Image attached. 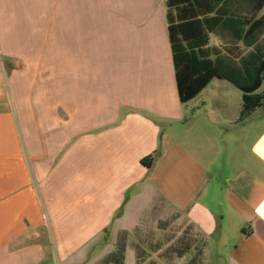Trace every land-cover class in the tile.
I'll return each instance as SVG.
<instances>
[{
  "label": "crops",
  "instance_id": "0c3cea01",
  "mask_svg": "<svg viewBox=\"0 0 264 264\" xmlns=\"http://www.w3.org/2000/svg\"><path fill=\"white\" fill-rule=\"evenodd\" d=\"M0 8L16 30L0 36V264H138L131 237L157 203L207 260L264 264V111L240 123L243 97L213 92L219 79L180 102L165 0ZM116 54L132 63L118 74L103 66ZM31 76L45 98L25 95Z\"/></svg>",
  "mask_w": 264,
  "mask_h": 264
},
{
  "label": "trees",
  "instance_id": "16d2710c",
  "mask_svg": "<svg viewBox=\"0 0 264 264\" xmlns=\"http://www.w3.org/2000/svg\"><path fill=\"white\" fill-rule=\"evenodd\" d=\"M179 99L185 104L214 79L243 93L239 122L264 111V0H165ZM221 43L210 46V35ZM154 156L142 160L152 166ZM124 251V249H121Z\"/></svg>",
  "mask_w": 264,
  "mask_h": 264
},
{
  "label": "rangeland",
  "instance_id": "374dc122",
  "mask_svg": "<svg viewBox=\"0 0 264 264\" xmlns=\"http://www.w3.org/2000/svg\"><path fill=\"white\" fill-rule=\"evenodd\" d=\"M4 15L3 11L0 8V36L1 33H16L14 29L15 26L6 27L4 23ZM17 25V24H16ZM22 29V26L20 27ZM20 35V34H17ZM16 35V36H17ZM22 36V35H21ZM216 38L212 36L211 44H215ZM129 57H124L120 55H110L106 56L103 62L104 67H113L114 74H118L119 72H123L125 67H131ZM102 66V67H103ZM143 67V66H142ZM161 67H166V63L161 64ZM120 69V70H118ZM118 70V71H117ZM155 72L158 70L155 67ZM3 71L5 75L6 82L9 83L8 76L11 73L7 67L3 66ZM34 78L31 76L28 78V84L26 85V94L30 95L34 94V92H38L37 98L43 99L41 95V89L36 88V84L34 82ZM219 84V81L216 80L210 89H213L215 92V88L218 87V94H227L234 97V99L239 100L243 97V93L236 88L230 82L223 80ZM14 86L10 87V93L12 95V91L16 95H21L23 93L14 91ZM94 90H106L104 94L106 97H112V95L108 92L109 87H102L100 84L93 85ZM44 91H50L49 89L42 88ZM209 91L205 95H210ZM23 92V89H22ZM53 93V91H51ZM61 92V91H60ZM48 93V92H47ZM46 93V94H47ZM55 94V93H53ZM256 94H264V84L259 89ZM56 99H54V103L60 100V96L55 95ZM75 94V103H81V98ZM78 97V98H77ZM40 109L44 108L43 105H38ZM261 109V108H260ZM262 111V110H261ZM60 124V122H59ZM64 123H61L62 126ZM77 139L74 140L76 142ZM67 149H64L61 153H59L57 161H61L63 159V155H65ZM65 186L60 187L63 190ZM65 193V190L63 191ZM132 243L137 245L136 250L138 254V264H229L228 262V254L227 248H219L213 252V254L208 258L204 253L203 239L200 234L196 230H190L188 228V224L183 217L176 215L175 212L171 211L167 206H163L161 203H157L155 208L150 212L146 213L142 216L141 221L139 222V226L132 234ZM187 246V247H186ZM98 264V263H95Z\"/></svg>",
  "mask_w": 264,
  "mask_h": 264
}]
</instances>
